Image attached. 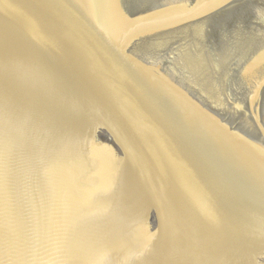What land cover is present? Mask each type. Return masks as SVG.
Instances as JSON below:
<instances>
[{
  "label": "water",
  "instance_id": "obj_1",
  "mask_svg": "<svg viewBox=\"0 0 264 264\" xmlns=\"http://www.w3.org/2000/svg\"><path fill=\"white\" fill-rule=\"evenodd\" d=\"M0 264H264V0H0Z\"/></svg>",
  "mask_w": 264,
  "mask_h": 264
}]
</instances>
